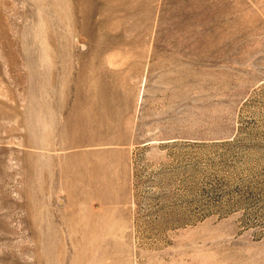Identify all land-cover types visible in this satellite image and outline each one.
<instances>
[{
    "label": "rangeland",
    "instance_id": "1",
    "mask_svg": "<svg viewBox=\"0 0 264 264\" xmlns=\"http://www.w3.org/2000/svg\"><path fill=\"white\" fill-rule=\"evenodd\" d=\"M0 264H264V0H0Z\"/></svg>",
    "mask_w": 264,
    "mask_h": 264
}]
</instances>
